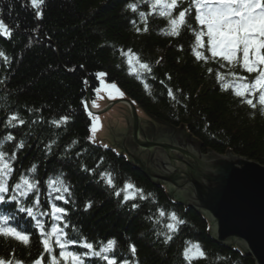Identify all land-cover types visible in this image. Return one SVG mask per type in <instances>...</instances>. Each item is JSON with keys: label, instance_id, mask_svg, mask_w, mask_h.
<instances>
[{"label": "trees", "instance_id": "1", "mask_svg": "<svg viewBox=\"0 0 264 264\" xmlns=\"http://www.w3.org/2000/svg\"><path fill=\"white\" fill-rule=\"evenodd\" d=\"M144 2L43 0L36 8L31 0H0V20L11 32L10 37L0 34V51L8 57L7 61L0 57V141L8 156L16 153L11 162L12 184L24 175L40 185L38 192L18 199L25 207H33L38 196L40 203L33 208L38 215H53V205L63 208L66 214L56 215L64 218H53V226L63 229L67 239L86 238L97 250L101 243L115 239L117 244L109 255L118 264L124 260L129 264H189L183 255L187 242L198 244L205 253L191 264H255L238 245L215 240L199 210L172 198L164 185L128 158L89 140L83 100L95 86L97 72L104 70L107 79L116 81L164 132H185L198 141L203 152L230 150L264 165V115L258 95L248 96L257 104L253 109L231 87L222 91L221 84L234 78L229 75L233 69L219 58L212 59L206 47L196 49L206 57L197 60L192 14L187 16L191 27L182 26L179 35L171 36L165 34L169 22L151 14ZM129 4H136V11ZM38 11L41 18H37ZM140 12L146 14V24ZM128 50L147 63L151 72H130L127 56L121 55ZM218 72L223 81L217 80ZM12 115L18 119L9 125ZM65 116L66 123H52ZM9 134L14 139L4 140ZM21 141L24 146L18 148ZM33 165L35 170L30 171ZM102 172L112 174L114 188L101 179ZM56 177L70 189L68 193L59 194L49 187L50 178ZM126 181L143 189L146 199L137 194L135 200L122 203L124 193H115ZM89 202L91 207L86 209ZM133 203L139 207L133 209ZM159 209L164 210V217ZM172 212L185 223L168 233L173 238L165 243V236L157 232H168V213ZM157 219L160 223H154ZM40 241L31 235L30 246H25L0 236V258L29 261L43 253V261L49 264L51 257ZM50 242L53 254L65 264L54 235ZM131 245L136 247L135 256ZM68 249L87 251L74 245Z\"/></svg>", "mask_w": 264, "mask_h": 264}, {"label": "snow or ice", "instance_id": "2", "mask_svg": "<svg viewBox=\"0 0 264 264\" xmlns=\"http://www.w3.org/2000/svg\"><path fill=\"white\" fill-rule=\"evenodd\" d=\"M43 0H31L34 7L39 8ZM183 3V0H180ZM160 6L159 14L161 16H166L169 18L170 30L165 33L171 36H177L180 33L182 26L187 25V16L192 13L193 9L195 11V21L199 25V30H194L195 35V46L193 47V52L196 55L197 60L206 59L204 52L197 51V48H205L211 54L212 59L219 58L222 61L227 62L229 66L233 69L229 75L233 76L234 79L230 82L222 83L221 89L227 90L232 88L234 95L236 97H243L242 102L247 103L250 107L255 109L257 107L253 100L248 98L252 94L259 92L258 103L264 106V0H189V6L179 11L177 16H173V10L178 7V0H155L152 7L155 9L156 6ZM133 11H136V4H129L127 6ZM141 20L145 21L146 24V14L144 12L139 13ZM37 18H41V13L37 12ZM135 24V21H133ZM145 26L144 31H147ZM140 31V29H137ZM0 34L5 36H11V32L7 26L0 20ZM207 37L206 44L202 39ZM121 55L128 57V65L130 67V72L136 71L135 65L139 66L141 71L151 72V68L147 63H141L136 57L135 53L131 50L128 52H121ZM0 57H3L5 61L8 57L5 56L3 51H0ZM221 64V67H224ZM239 67L249 74L255 73L254 81L249 83L248 78L244 76H238L235 69ZM209 72L212 69H208ZM98 77H104L105 73H98ZM137 78L139 79V73H137ZM217 80L223 81L224 77L218 72ZM87 83V81H85ZM112 88H116V85H111ZM147 88V85H145ZM119 91V89H116ZM98 91V90H97ZM121 95H123L121 93ZM168 95L172 96V90L169 89ZM111 98V97H110ZM174 98V97H173ZM95 106V105H94ZM87 107V105H85ZM261 115H264V107L260 108ZM91 115V113H89ZM18 117L12 115L9 117L8 123L12 124V121L17 120ZM68 117H61L59 121H53L52 123L59 126L61 123H66ZM19 123L23 124L24 121L20 120ZM92 131H96L95 123L93 124ZM14 137L9 134L4 140L12 141ZM89 139H93L89 137ZM75 143V141H73ZM24 146L23 141H21L17 147L22 148ZM3 141H0V204L6 203L8 201L15 202L18 207L19 212H26L28 217H31L36 221L35 227L41 230V243L43 244L44 252L50 255L49 264H60L58 258L53 254V246L50 242V237L55 236V244L59 247V257L64 261H69L71 264H86V258L96 257L104 264H118V261L114 255H109L115 249L117 244L115 239H110L106 244L101 243L98 250L94 247L93 243L87 241L86 238L76 241L67 239V234L63 232V229L52 227L50 233L44 232V226L40 220H38L37 213L33 211L34 207L39 205V199L37 196L33 207H25L18 199V196H28L30 192L38 189L36 187V181L30 180L27 176L21 175L19 181L14 185L9 187V178L13 173L12 161L16 159V153L13 152L11 156H8L3 150ZM35 170V165H33L30 171ZM101 179L104 180L108 187H115L112 174L110 172L100 173ZM49 187L54 191L68 192V188L64 185V182L60 177H56L55 180L50 178ZM54 185H60V187H54ZM9 191L16 193V195L6 196ZM124 193L123 202L129 200H135L137 194L141 200L146 199L143 194V189L136 188L134 184L130 182H125L123 189L116 191V195L120 196ZM151 196V193L148 194ZM57 199H63L62 196H58ZM67 202V201H65ZM86 209L91 207V202L86 204ZM133 209L138 208L139 205L133 203L131 205ZM160 217L165 216L163 209H159ZM52 213L54 219L59 220L60 216L56 214H66L63 208L52 206ZM13 218L10 215L0 216V236L5 238H14L15 240L22 242L25 246H30V234L19 229L17 227L7 226L8 221ZM168 218L171 222L166 225L168 232H157V235L165 236V243H168L173 237L168 233H175L178 231V226L184 224L185 221L179 219L177 215L172 212L168 213ZM154 223H160L157 219ZM185 248L183 255L186 260L191 261L195 258H204L205 253L201 250L198 244H191ZM74 245L80 248L87 249L83 254L76 253L75 251L69 250L68 246ZM130 251L135 256L136 247L135 245L130 246ZM44 254L37 257L32 264H43ZM0 264H23V261L19 260H8L0 258ZM122 264H129L127 260H124Z\"/></svg>", "mask_w": 264, "mask_h": 264}, {"label": "water", "instance_id": "3", "mask_svg": "<svg viewBox=\"0 0 264 264\" xmlns=\"http://www.w3.org/2000/svg\"><path fill=\"white\" fill-rule=\"evenodd\" d=\"M107 99L105 103L115 100ZM119 100L113 103L125 107L126 123L116 118L107 135H93L91 122L93 141L123 150L172 198L199 210L215 240L238 245L255 264H264V165L230 150L203 152L185 132H164L147 116H139L130 97Z\"/></svg>", "mask_w": 264, "mask_h": 264}, {"label": "rangeland", "instance_id": "4", "mask_svg": "<svg viewBox=\"0 0 264 264\" xmlns=\"http://www.w3.org/2000/svg\"><path fill=\"white\" fill-rule=\"evenodd\" d=\"M99 73H105V71L100 70ZM113 84L116 85V88L111 87V85H113ZM116 89H119V91H117ZM121 93L123 94V91L120 89L117 82L108 81L106 79V75H105L104 77H99V83L94 88V97H93L91 102L93 104L102 105L108 100L107 98L117 99L119 97H123V95H121ZM102 109H100V110H102ZM126 113H127V111H126L125 107L114 103V104L110 105L106 110L104 109L103 112L91 114L90 115L91 122H94L95 126H96L95 132L92 131V128H93V126H92V128H91L92 134L98 135V134L103 133V134L107 135L109 129L111 128L110 125L116 124V118H117V123H119V122L126 123V120L124 118ZM139 116H146L141 108H139ZM91 122H90V127H91ZM109 123H110V125H109ZM122 151L123 150H121L120 152H122Z\"/></svg>", "mask_w": 264, "mask_h": 264}, {"label": "bare ground", "instance_id": "5", "mask_svg": "<svg viewBox=\"0 0 264 264\" xmlns=\"http://www.w3.org/2000/svg\"><path fill=\"white\" fill-rule=\"evenodd\" d=\"M123 97H125V98H127V96H126V94L124 93V91H123ZM36 186H40V185H36ZM54 186H58V187H60V185H54ZM68 190H70L69 188H68ZM59 194L60 193H68V192H64L63 190H61V191H59L58 192ZM6 204H11V205H16L14 202H11V201H9L8 203H6ZM0 216H3V215H0ZM61 218H64V215H62V216H60ZM15 222V225L16 226H18V224H19V222H18V220H14ZM22 228V227H21ZM22 229H24V228H22ZM24 230H26V229H24Z\"/></svg>", "mask_w": 264, "mask_h": 264}]
</instances>
